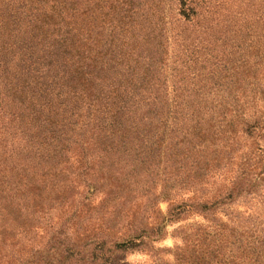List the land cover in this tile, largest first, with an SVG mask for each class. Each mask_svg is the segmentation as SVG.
Instances as JSON below:
<instances>
[{
	"label": "trees",
	"instance_id": "obj_1",
	"mask_svg": "<svg viewBox=\"0 0 264 264\" xmlns=\"http://www.w3.org/2000/svg\"><path fill=\"white\" fill-rule=\"evenodd\" d=\"M198 2L0 0V135L15 144L0 150V264H15L9 212L43 194L69 200L73 216L96 210V224L66 250L68 264L159 252L167 224L189 216L205 222L184 234L172 264H264V216L245 213L228 227L219 210L233 194L260 195L264 112L245 115L237 99L160 95L159 47L173 23L203 27ZM227 178L225 193L209 197Z\"/></svg>",
	"mask_w": 264,
	"mask_h": 264
},
{
	"label": "rangeland",
	"instance_id": "obj_2",
	"mask_svg": "<svg viewBox=\"0 0 264 264\" xmlns=\"http://www.w3.org/2000/svg\"><path fill=\"white\" fill-rule=\"evenodd\" d=\"M202 3L203 0H199L198 9L201 6L202 9L198 11L202 10L200 21H205L203 27H183L177 31L173 23L174 31L172 38L167 39V46L163 40L165 51L159 47L163 68L158 79L165 87L160 95L165 94L169 99L174 96L209 101L237 99L238 110L250 117L254 114L259 117L264 112V0H204ZM158 16L156 21L160 19ZM4 136L0 135V150L15 149L10 137L5 133ZM227 183L228 178L227 182L213 185L209 197L224 194ZM260 189V195L251 201L233 198V194L232 204L219 209L226 214L220 215L223 223L238 227L248 213L264 216V201H259L262 196L264 200V185ZM41 196L42 200L36 197V204L27 209L9 212L11 219L7 225L12 229L6 232V237L8 243L15 244L13 262L27 264L29 257L34 255L30 261L36 263L68 264L66 250L78 238L76 231L81 232L85 226L96 224V210L91 208L73 216L71 208L67 207L69 200L64 205L60 200L54 201V194ZM100 199L99 195L94 197V206ZM136 201L137 205L143 204L145 198L137 196ZM167 207V203H159L163 215ZM204 222L198 216H189L184 221L169 223L164 238L155 244V248L161 251L128 254L120 264H172L174 248L180 245L184 234H191L199 223ZM58 231L63 235L57 244L53 236Z\"/></svg>",
	"mask_w": 264,
	"mask_h": 264
}]
</instances>
